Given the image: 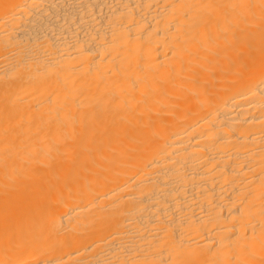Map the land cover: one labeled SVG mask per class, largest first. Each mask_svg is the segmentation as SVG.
<instances>
[{"label":"bare ground","instance_id":"1","mask_svg":"<svg viewBox=\"0 0 264 264\" xmlns=\"http://www.w3.org/2000/svg\"><path fill=\"white\" fill-rule=\"evenodd\" d=\"M0 264H264V0H0Z\"/></svg>","mask_w":264,"mask_h":264}]
</instances>
